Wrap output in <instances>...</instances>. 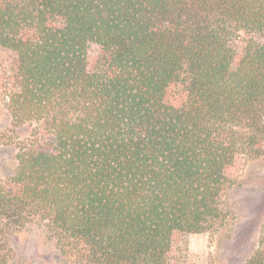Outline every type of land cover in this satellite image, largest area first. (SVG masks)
Listing matches in <instances>:
<instances>
[{
  "label": "trees",
  "instance_id": "1",
  "mask_svg": "<svg viewBox=\"0 0 264 264\" xmlns=\"http://www.w3.org/2000/svg\"><path fill=\"white\" fill-rule=\"evenodd\" d=\"M0 107L30 128L0 134V264L31 228L57 264H187L264 159V0H0Z\"/></svg>",
  "mask_w": 264,
  "mask_h": 264
},
{
  "label": "rangeland",
  "instance_id": "2",
  "mask_svg": "<svg viewBox=\"0 0 264 264\" xmlns=\"http://www.w3.org/2000/svg\"><path fill=\"white\" fill-rule=\"evenodd\" d=\"M13 131L18 137L28 134L27 126L15 128L0 107V134ZM10 135V134H9ZM15 147L0 139V179L14 167ZM241 185L225 196L229 227L195 234L188 238L187 264H243L257 248L258 230L264 214V159L247 163L239 179ZM44 233L31 228L9 240L12 256L19 264H57L54 247Z\"/></svg>",
  "mask_w": 264,
  "mask_h": 264
}]
</instances>
